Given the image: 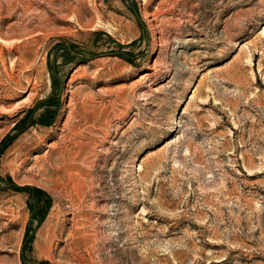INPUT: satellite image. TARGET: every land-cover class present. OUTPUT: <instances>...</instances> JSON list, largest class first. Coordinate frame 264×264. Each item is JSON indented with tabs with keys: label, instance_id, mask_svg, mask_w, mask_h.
I'll return each mask as SVG.
<instances>
[{
	"label": "rangeland",
	"instance_id": "1",
	"mask_svg": "<svg viewBox=\"0 0 264 264\" xmlns=\"http://www.w3.org/2000/svg\"><path fill=\"white\" fill-rule=\"evenodd\" d=\"M0 264H264V0H0Z\"/></svg>",
	"mask_w": 264,
	"mask_h": 264
}]
</instances>
